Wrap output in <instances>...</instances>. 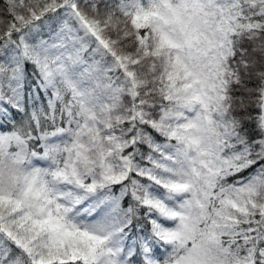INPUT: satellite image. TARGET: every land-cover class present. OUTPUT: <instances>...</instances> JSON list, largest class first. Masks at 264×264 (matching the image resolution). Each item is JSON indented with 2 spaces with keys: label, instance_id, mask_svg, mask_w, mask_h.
I'll use <instances>...</instances> for the list:
<instances>
[{
  "label": "snow or ice",
  "instance_id": "obj_1",
  "mask_svg": "<svg viewBox=\"0 0 264 264\" xmlns=\"http://www.w3.org/2000/svg\"><path fill=\"white\" fill-rule=\"evenodd\" d=\"M0 264H264V0H0Z\"/></svg>",
  "mask_w": 264,
  "mask_h": 264
},
{
  "label": "trees",
  "instance_id": "obj_2",
  "mask_svg": "<svg viewBox=\"0 0 264 264\" xmlns=\"http://www.w3.org/2000/svg\"><path fill=\"white\" fill-rule=\"evenodd\" d=\"M28 71H29V73H31V67L30 66H29ZM28 80H29V83L32 82V76L31 75H29ZM11 111H12V115L15 117V119L17 121H19L20 120V114L16 113L15 110H11ZM245 127L250 130L251 135H253V136L256 135V133L254 131H251L253 129L254 125L246 124ZM249 171H251V169ZM127 203H128V201H125V206H127ZM133 235H135V231H133Z\"/></svg>",
  "mask_w": 264,
  "mask_h": 264
}]
</instances>
